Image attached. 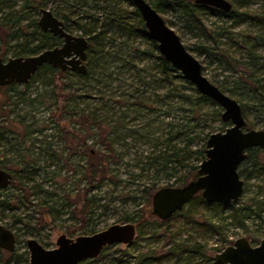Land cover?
Segmentation results:
<instances>
[{
	"label": "trees",
	"instance_id": "trees-1",
	"mask_svg": "<svg viewBox=\"0 0 264 264\" xmlns=\"http://www.w3.org/2000/svg\"><path fill=\"white\" fill-rule=\"evenodd\" d=\"M12 1L15 4L21 2L17 9H22V14L17 15L18 11L9 4ZM122 1H127L132 5L130 0H104L102 3L99 0H93L94 6L85 8L88 0H80L78 9L73 12L78 14L75 21L72 22L67 14L62 15V19L66 22L65 29L67 31H71L70 21L88 40L85 74L62 71L45 64L26 86L28 87L31 82L40 80L44 75H50L46 85L51 84L52 87L49 92L46 91V94L32 96V93L28 95V92H19L16 89L17 84L9 86L14 96L27 101L33 107L36 104L46 105L48 97L56 98L52 115L48 118L50 129L54 130L57 137L63 140L65 149L71 153L69 156H79L82 161L81 163L79 161L72 163L69 157L66 158L67 166H73L75 174L78 175L75 179V187H73L75 193L72 194L73 191L62 189L61 195H58L45 189L42 183L36 182L32 186L28 185V182L36 180V176L40 174L43 168H40L37 159L32 157L35 154L33 150L31 153L27 152L21 156L23 157L22 165L12 168L17 183L15 184L13 179L12 184L15 185V188L9 186L5 190H0V209L13 212V225L19 226V230L36 228L32 225L36 217L26 212L22 216L19 210L32 202L29 201V196H34L35 200L42 196L41 203L37 206L41 207L43 216L54 219L56 216L66 214L67 220L73 223L69 225L68 233L95 232L92 228H86L94 221L97 208L104 206L106 209L105 205L98 204L101 199L97 198V190L101 189L104 183L116 185L121 181L118 173L111 167L109 157L116 155L117 158L112 159L121 160L122 153H117L114 146L126 144L123 149L129 151L132 148V142L134 143L136 139L131 136L130 141L127 142L123 133L117 135L118 127L125 126L124 117H143L145 119L129 129L132 135L133 131L141 130L143 132L141 135L144 139H148L147 142L150 139V134L154 135L153 142L149 144L150 150L146 154L140 153L136 159L137 162L134 163V166L139 168V172H129L130 176L132 178L147 176L143 175V172H149L152 169V175L149 176H152L153 180H157L161 175L167 180H173L174 184L179 183V185H183L196 177L198 165L204 159L205 142L208 135L214 131V123L220 122L221 127L228 124V122L221 120V108L210 98L200 94L190 82L183 79L177 69L164 60L157 51L156 42L149 38L137 9L134 7L129 12L121 8L120 3ZM149 1L160 13H178V19L183 20L186 31L204 34L206 38L217 43L220 42V39H227L243 49V55L231 56L227 54V51L220 54L213 52L204 44H197L195 47L198 54L208 56L212 62L216 61L220 65L223 64V70L229 73L226 75L225 81L229 80L231 85L216 86L240 103L245 126L253 128L254 124L249 119V114L256 111L259 116H264V76L260 75V70H264V53H259L256 49L258 45H264V9L258 11L247 8L241 9L250 0H236L237 5L232 4L231 10L228 12L195 3L194 0ZM45 5V0H0V14L5 8H10L4 17H2L3 15L0 17L2 20L0 26L5 29L10 28L11 31L6 35L7 39L0 36V56L7 58L4 56L9 54L12 49H15L13 56L34 55L59 42L57 37L41 29L38 18L32 19L30 23H23L24 19L29 18L26 9L39 12ZM92 9L94 12L91 11ZM203 16L215 17L222 21L214 31L215 37L207 33L202 26ZM164 20L170 26L174 24L170 19L164 18ZM245 22H249L254 27H259V31L254 35L240 34L243 38L239 41L235 33L229 31L228 28L237 27ZM31 26L33 27L32 45H29L28 40L25 43L10 45L13 40H18L23 35L26 36L27 30ZM143 42L146 44L145 48L141 47ZM217 47L218 44L215 45V48ZM186 48L190 51L189 47L186 46ZM144 59H149L150 63L139 66L138 61ZM113 62L120 64L116 71L112 67ZM123 69H126L125 72L129 74L131 80H127L128 77L125 76ZM72 78H76L78 82L93 85L100 94H106L104 89L106 91L113 89L112 93L121 91L122 94L119 95L121 97L111 100L119 104L120 107L124 106L125 110L119 113V118H122V121L118 119L115 123H102L104 104L94 111H78L80 99H89L91 95L79 93L78 88L73 89L72 86L74 87L76 82ZM55 82H58V85H55ZM98 100L105 102L108 98L100 95ZM164 106L170 111L177 109L180 112L177 123L163 122L159 118L170 112L165 110L166 113L158 114ZM152 115L155 116L150 117ZM75 116L82 124L80 128H85L87 125L89 131L88 129H81L82 133H79L80 129H76L74 126L69 127V123H73L72 119ZM24 123V119L19 121L20 128L23 129V125L25 128H29ZM162 125L165 127L164 132L161 130ZM166 126H168L167 131ZM0 132L2 138H5L16 131H13L11 127H0ZM19 135L20 133L17 134V136ZM195 140L201 141L199 147H193ZM95 144H98L96 149L92 148ZM142 157L144 159H141ZM70 170L73 171V169ZM183 170L184 172L178 175V172ZM238 172L244 183L246 182L247 187L249 179L264 174V152L258 147L248 149L247 156L239 166ZM48 173L54 175L53 171H46V174ZM51 179L52 177H50ZM26 186L32 190L28 194L29 196L24 195V192H27ZM155 186L154 182L147 189L154 190L156 189ZM72 196L75 198L74 201L70 198ZM193 203L212 210L231 209V216L240 221V224L249 215L255 214L259 218L264 216V198H251L248 203L238 205V202L229 204L208 203L200 195H196L187 204L192 205ZM181 211L183 209L168 220H161V224L168 225L171 219L177 216H186L187 218L190 216L189 212L184 214ZM136 214L125 215L122 219L136 223L140 233L142 221L147 215ZM194 220L198 230H213L215 227L213 223L207 220L202 222L197 219ZM167 238L170 239V244L162 254L158 255L155 252L140 253L137 256V263L147 264L150 261L159 262L162 259H173L176 264L182 262L192 264L194 260L204 261L205 264H218L208 253L207 244L199 241L196 237L190 235L184 240L177 238V235L169 234ZM107 248L105 247L98 257L82 261L79 264L96 263L102 259L101 255ZM1 253H3V249L0 248ZM27 254L26 251L25 254H18L7 260L0 257V263H27L29 261Z\"/></svg>",
	"mask_w": 264,
	"mask_h": 264
},
{
	"label": "rangeland",
	"instance_id": "rangeland-1",
	"mask_svg": "<svg viewBox=\"0 0 264 264\" xmlns=\"http://www.w3.org/2000/svg\"><path fill=\"white\" fill-rule=\"evenodd\" d=\"M104 0H99L102 3ZM233 5H237L236 0H229ZM46 5L42 8L49 9L52 11L54 15H56L59 19H61L64 24L66 23L62 19L63 14H67L70 16L71 21H75L77 19V12L74 14L78 7L80 0H45ZM14 9H16L17 15L22 14V9L18 8V5H21V2L15 4L14 1L10 2ZM95 2L93 0H88V4L85 8L89 6H94ZM121 8L126 9L127 11H132L134 6L128 3L127 1H122L120 3ZM80 8H82L80 6ZM249 9V10H260L264 9V0H250V2L241 9ZM10 8H5L0 14V17H4ZM94 12V10H91ZM25 10L23 11V13ZM26 12L29 14L28 17L23 20V23H30V21L34 18L40 17V11L36 12L32 9H26ZM164 18L170 19L173 21V25L171 26L177 34L180 36L182 42L185 46L190 48V52L200 61L202 67L203 74L215 85H231L230 82L225 81L226 75H229L227 71H224L222 66L223 64H219L218 62H212V60L206 55H200L196 51L195 47L197 44H204L212 49L213 52L216 53H225L227 51L228 55L231 56H241L243 55V49L233 44L230 40L220 39L219 43L214 42L210 38H206L204 34H199L198 32H188L185 30L184 22L182 19H178V13H170L164 12L161 13ZM2 20H0V23ZM222 21L217 20L215 17L211 16H203L202 17V26L204 27L207 33L212 34L215 37L214 31L217 29L218 25H220ZM71 33L75 35H80L82 32L70 23ZM226 25V24H225ZM261 29V28H260ZM229 31H233L235 36H237V40H241L243 36L240 34L249 33L250 35H254L259 31V27H254L249 22H245L237 27L228 28ZM28 34L23 35L18 40H13L10 42V45L14 46L16 44L25 43L27 40L29 41V45L31 44L32 31L33 27L28 28ZM197 31V30H195ZM10 28H1L0 26V36L7 39L6 35L10 33ZM83 35V34H82ZM6 41V40H5ZM139 41V40H138ZM251 42V41H250ZM137 43V42H136ZM135 43V44H136ZM252 43V42H251ZM218 44V47L215 48V45ZM258 45V43H256ZM141 47L145 48L146 44L143 42ZM259 53H264V45H258L256 47ZM15 49H12L9 54L4 57L13 56ZM224 51V52H223ZM146 63H150L149 59H144L138 61V65L142 66ZM119 62H113L112 67L118 70L117 66H119ZM125 73V76L129 78V74L126 69L122 70ZM131 73V72H130ZM260 75L264 76V70H260ZM50 75H44L40 80L31 82L27 87L26 84H17L16 89L19 92H28V95L35 96V94H46V91H50L52 85H46L47 79H49ZM56 79V78H55ZM76 83L72 88H78L79 93H86L91 95L89 99H80V104L78 111H94L96 108L100 107L104 104L102 108V123H115L116 120L122 121V118H119V113H121L124 109V106H121L115 102H112L111 99H118L117 97H121L119 95L122 94L121 91H116L117 93H112L113 89L105 90L106 94H100L96 91L95 87L90 84H84L78 82L76 78H72ZM64 81V80H62ZM55 85H58V82H55ZM59 91V90H56ZM57 93V92H56ZM121 93V94H120ZM228 94V93H227ZM13 92L10 91L9 86H0V127H11L15 133H11L5 138H2L0 132V167L4 166L6 168H10L13 172L12 168H17L22 165L23 154L29 152L31 150L35 152L32 157L37 159V164L40 165V168L43 170L39 175L36 176V180L34 182H28V185L32 186L34 183H42L45 189H48L52 193H56L61 195L62 189H68L69 191H73L72 194L75 193L73 190L75 187V179L78 175L75 174L73 166H67V157L71 162H82L79 156L72 157L69 156L71 153L67 149H65V143L63 140L57 137L54 130L50 129V122H48V118L52 115V110L55 107L54 97H48L46 99V105H35L34 107L29 104L27 101H23L17 96H12ZM100 95L108 98L107 101L101 102L98 100ZM59 103V102H58ZM165 106L162 108L159 113H166V111H170ZM107 112V113H105ZM130 113V112H129ZM134 115V114H132ZM152 115L150 117H154ZM163 122L172 121L177 123L180 118V112L177 109H174L167 113L166 116L159 117ZM24 119L26 125L29 128H25L23 125V129L20 128L19 121ZM249 119L254 124L253 128H263L264 126V116H259L256 111H253L249 114ZM141 120H145L142 118H136L132 116L124 117L125 126L118 127L117 135L122 134L126 137V141H130V137L133 136L135 139L134 143L132 142V148L129 151L124 150L126 144L115 145L114 147L117 149V153H122V159H112L114 157L117 158L116 155L110 156L109 160L111 161V167L118 173V177L120 178V182L116 185L104 183L101 189L97 190V198L101 199L98 204H103L106 206L99 207L96 209V216L94 217V221L91 222L86 229L92 228L94 231H99L101 229L106 228L110 224L113 223H124V222H132V221H124L122 218L125 215L132 216L134 213L138 215H147L142 221L141 232L139 233L136 225V234L134 241L128 245L124 244H114L108 246V248L102 253V259H99L94 264H102L103 262H109L111 264H139L137 263V256L140 253H150L155 252L158 255L162 254L170 244V239L167 237L169 234L177 235L179 239H187L188 236L196 237L199 241L205 242L208 247V253L213 256L214 253L222 250L225 246L231 244L236 238L240 236L247 237L252 245H256L259 243L261 238H264V216L259 218L257 215L252 214L248 217H245L243 222L240 224V221L233 219L231 216V209H217L212 210L206 208L204 206H199L195 203L192 205L186 204L183 207V211L181 213L189 212V217L186 216H177L171 219L168 225L161 224V220L151 214V206H150V196L151 194L158 188L169 185H179L174 184L173 180H167L163 176H159L157 180H153L151 173L153 170L151 169L149 172H143V175L139 178H132L130 173H138L139 168L134 166V163L137 162V157L140 153L146 154L149 148V144L153 142V134H150V139H144L141 135L143 132L141 130L133 131V135L130 132V128L132 129L134 125L137 123L140 124ZM73 123H69V127L74 126L76 129H88L87 125L85 128H80L81 123L77 116L73 117ZM91 122V121H89ZM87 122V123H89ZM45 123V124H44ZM25 125V126H26ZM230 124L228 123L224 127H221L222 124L220 122L214 123V131H224L226 127ZM136 127V126H135ZM249 128V127H246ZM161 130L164 132L165 127ZM168 130V126H166V131ZM27 131V132H26ZM20 133L19 136L17 134ZM88 133V132H87ZM139 133V134H138ZM89 135V133H88ZM129 137V138H128ZM98 144L92 146V148L96 149ZM201 145V141L195 140L193 143V147H199ZM64 150H63V149ZM141 159H144L142 157ZM192 160V159H190ZM6 165V166H5ZM70 165V164H69ZM70 169H73L70 170ZM46 171H53L54 175L50 173L46 174ZM183 171L178 172L183 173ZM50 177L52 179L50 180ZM15 184V178H14ZM156 184V189L148 190L149 186L154 183ZM180 186V185H179ZM11 188H15L14 184H10ZM27 192H24V195L27 196L31 193V189L29 186L26 188ZM151 192V193H150ZM29 196V195H28ZM56 198V197H55ZM72 201L75 200L74 196L70 197ZM251 198H264V174L255 176L244 183L243 194L238 200V205H244V203H248ZM42 196L36 199L34 196H29V202L27 205H24L19 213L23 214L31 213L36 219L33 220V229L22 228L18 229L19 226L13 225L12 211H3L0 209V224L6 226L7 228L12 229L16 232L17 235V245L16 249L13 252L7 251L3 249V253H1L0 257L4 260H7L10 257H14L18 254H25L27 251V240L29 238H36L39 242H41L46 248H52L55 246L56 238L64 233L68 236L75 237L79 235L80 231L74 233H68L69 225L73 224L72 221L67 220L66 214L61 216H56L54 219L47 218L43 216L41 207L37 206V204L41 203ZM149 199V200H148ZM31 207V208H30ZM30 208L29 211H27ZM136 214V215H137ZM199 221H209L215 225L213 230H198V226L195 224V220ZM169 232V233H168ZM91 232L86 231V234H90ZM140 237V238H139ZM29 256V253L27 254ZM29 262V261H28ZM22 263V264H28ZM1 264V263H0ZM13 264V263H10ZM147 264H176L173 259H162L161 261H150ZM177 264H185L177 263ZM192 264H205L204 261L194 260Z\"/></svg>",
	"mask_w": 264,
	"mask_h": 264
},
{
	"label": "water",
	"instance_id": "water-1",
	"mask_svg": "<svg viewBox=\"0 0 264 264\" xmlns=\"http://www.w3.org/2000/svg\"><path fill=\"white\" fill-rule=\"evenodd\" d=\"M130 1L139 12L149 38L156 42L159 54L200 94L215 102L222 110L221 120L230 124L224 131L208 135L204 159L198 165L196 177L183 185L163 186L152 193L151 214L160 220H168L196 195H200L208 203L238 202L244 190V180L238 172L239 166L245 160L248 149L258 147L264 152V128H246L240 103L203 74L200 61L186 48L177 32L149 0ZM194 2L224 12L232 8L229 0ZM40 14L38 23L41 29L60 37L62 44L34 55L7 58L0 56V86L28 84L45 64L62 71L86 73L87 38L67 31L64 22L49 9L41 8ZM11 179V173L0 168V188H6ZM135 234L136 225L124 222L113 223L99 231L75 237L62 233L56 238L52 248H46L36 238H29L28 264H79L98 257L110 245L132 243ZM16 245L14 231L0 224V248L13 252ZM212 258L218 264H264V238L252 245L247 237L240 236L214 253Z\"/></svg>",
	"mask_w": 264,
	"mask_h": 264
},
{
	"label": "flooded vegetation",
	"instance_id": "flooded-vegetation-1",
	"mask_svg": "<svg viewBox=\"0 0 264 264\" xmlns=\"http://www.w3.org/2000/svg\"><path fill=\"white\" fill-rule=\"evenodd\" d=\"M232 4V3H231ZM215 8V7H214ZM216 9H218V8H216ZM220 10V9H219ZM222 11V10H221ZM224 12V11H223ZM65 25V24H64ZM49 33V32H48ZM51 34V33H50ZM52 35V34H51ZM52 36H54V35H52ZM54 37H57L58 39H59V42L56 44V45H54V46H59V45H61L62 44V39L60 38V37H58V36H54ZM53 46V47H54ZM52 48V47H51ZM86 63V62H85ZM16 84V83H15ZM13 85V84H12ZM7 86H10V85H7ZM246 153H247V151H246ZM0 168H3V169H6V170H8L10 173H11V175H12V179H11V183L10 184H12V181H13V179L15 178V175H14V173L9 169V168H6V167H4V166H1ZM10 184L6 187V188H8L9 186H10ZM6 188H0V190H5ZM14 234H15V238H16V242H17V235H16V232L14 231Z\"/></svg>",
	"mask_w": 264,
	"mask_h": 264
}]
</instances>
